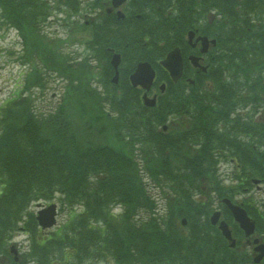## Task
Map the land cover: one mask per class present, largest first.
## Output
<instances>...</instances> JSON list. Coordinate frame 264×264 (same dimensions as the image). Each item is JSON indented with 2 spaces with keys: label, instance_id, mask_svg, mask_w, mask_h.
<instances>
[{
  "label": "trees",
  "instance_id": "trees-1",
  "mask_svg": "<svg viewBox=\"0 0 264 264\" xmlns=\"http://www.w3.org/2000/svg\"><path fill=\"white\" fill-rule=\"evenodd\" d=\"M55 1L78 9V0ZM138 1L137 7L129 4L138 19L129 16L105 28L100 21L93 23L96 48L114 47L130 66L144 59L152 63L180 43L197 17L198 27L219 39L217 72L206 83L212 87L200 97L177 90L152 109L124 80L103 90L67 86L58 107L47 114L34 113L20 95L8 101L0 112V264L107 259L117 264H215L234 259L221 236L212 235L207 221L199 224L197 215L210 210L211 197L233 187L212 170L221 156L216 148L235 161L240 181L235 186L264 178V121L253 115L245 121L228 118L229 108L264 107V0ZM164 4L171 6L168 12ZM48 7L47 0H0V21L17 29L24 47L47 66L64 69L58 41L39 32L38 20ZM212 9L211 19L207 11ZM89 70L88 62L77 65L70 78L80 81ZM170 107L177 116L164 132L161 124ZM216 117L228 120L225 130L217 128ZM141 177L162 191L161 213L154 210ZM54 195L67 207L68 217L55 229L43 230L28 207ZM113 206L121 209L115 212ZM180 217L187 219L185 230ZM22 231L28 243L14 259L11 240Z\"/></svg>",
  "mask_w": 264,
  "mask_h": 264
},
{
  "label": "rangeland",
  "instance_id": "rangeland-1",
  "mask_svg": "<svg viewBox=\"0 0 264 264\" xmlns=\"http://www.w3.org/2000/svg\"><path fill=\"white\" fill-rule=\"evenodd\" d=\"M60 17L62 16H55L54 20L52 18L51 23H48V28H45V30L47 32L52 33L51 35H48V37H60V35L63 33V27L60 23ZM84 39H86V37H83ZM19 36L16 32V30L12 29V28H7L6 25L4 24H0V104L2 102V100H4L6 97L10 96L12 93V89L17 88V86H15L16 83L22 81L25 79L26 75H23V73L20 71L21 69L24 70L31 68V64H27L25 67L26 68H21L20 64H18L17 62H15L16 57H19L20 55L23 58V51H22V45L19 42ZM64 44V43H63ZM66 52H70L71 54L81 51V48H78L76 46H67L65 47ZM33 59L35 60V62H37L36 57L34 56V54H32ZM19 62H21L20 58H19ZM97 66H101V63H97ZM97 70L95 69V76L94 79L99 78V84L100 86H104V83L106 82V79L104 77V75L102 74V72L98 75L97 74ZM87 86H91L93 87V89H95L94 86H97L94 83H87ZM57 90L53 91V92H48V94L45 96L44 100L39 103V106L42 108H46L49 107L50 105L54 104L56 102L57 98H53L51 99L52 95H56ZM53 93V94H52ZM47 105V106H45ZM96 120L98 121V118H96ZM95 120V121H96ZM94 121V122H95ZM75 123L76 124H80V121L76 118L75 119ZM91 127V126H89ZM88 129V128H87ZM90 129V128H89ZM136 147V146H135ZM134 147V148H135ZM148 190L150 193H153V189L150 190V188L148 187ZM156 195V194H155ZM159 204L162 205V202L159 201ZM31 209L36 210L37 207L32 206ZM118 211V210H116ZM66 216L65 213H63V211H60V209H58L57 212V223L61 224L64 220H66ZM55 227V226H54ZM54 227L50 228V230H52ZM24 235H18L15 237V241H21L22 239H24ZM27 240L25 238V241L21 242L20 247H26L27 246ZM18 244H20V242H18ZM98 264H113L111 260H108L106 262H101Z\"/></svg>",
  "mask_w": 264,
  "mask_h": 264
},
{
  "label": "flooded vegetation",
  "instance_id": "flooded-vegetation-1",
  "mask_svg": "<svg viewBox=\"0 0 264 264\" xmlns=\"http://www.w3.org/2000/svg\"><path fill=\"white\" fill-rule=\"evenodd\" d=\"M110 16H112L111 11H110ZM194 29L196 30V32H195L194 37L191 40L193 43L196 40L195 39L196 35L199 34L197 29L196 28H194ZM185 41H186V43L182 44V50H181L182 62H183V65L185 68V73H186L185 75H186V77L190 78L191 82H193V81L195 82V81L201 79L202 72L198 66H193L190 63V60H189L187 55L191 53V54H195V55L199 56L200 58H199L198 62L201 64H204L206 66V70L204 72L208 73L209 70H211V72H213L212 69L216 67V61H212V62L209 61V59H208L209 54L207 55V53L209 51L211 52L212 48L215 47L216 45L212 46L211 43L209 42L207 45V51L201 52L200 51L201 43L199 41H196L194 44H191L187 40H185ZM214 54H211V56H210L213 59H214ZM166 74L169 75L167 70H165V72H163V77H164L165 81H166ZM154 88H156V87L154 86ZM259 218L262 221H264V213H260ZM242 237H245V236H242ZM262 242H264V228H262L261 232L259 229L254 237H250V236L245 237L244 241H242V243H243V245H242V248H243L242 249V256H243V258H247V259L240 262V264H264V248L261 245H258L259 243H262ZM257 245H258V247H256ZM257 254H262V259L259 261H254L253 258Z\"/></svg>",
  "mask_w": 264,
  "mask_h": 264
},
{
  "label": "water",
  "instance_id": "water-1",
  "mask_svg": "<svg viewBox=\"0 0 264 264\" xmlns=\"http://www.w3.org/2000/svg\"><path fill=\"white\" fill-rule=\"evenodd\" d=\"M152 72H153V70L151 69V67L148 64L141 63L138 65V68L135 71V74L133 75V77L135 78V81L147 83L148 80L150 81L152 78V74H153ZM43 212H47L50 214V216H52L54 214V206L50 205L47 208L42 209L41 211H39V215ZM235 214H238V216L242 217V215L244 213L240 210H235ZM38 219H39L40 224L42 226H48L54 222L53 218L49 219L48 221H46V220L43 221V219L38 216ZM220 228L222 229L223 233L226 234V236H229V232L227 230L225 223L221 224Z\"/></svg>",
  "mask_w": 264,
  "mask_h": 264
},
{
  "label": "bare ground",
  "instance_id": "bare-ground-1",
  "mask_svg": "<svg viewBox=\"0 0 264 264\" xmlns=\"http://www.w3.org/2000/svg\"><path fill=\"white\" fill-rule=\"evenodd\" d=\"M130 2H132V4L134 5V6H138L139 4V1L138 0H130ZM162 10H164V11H166V12H168L169 10H170V8H171V6L169 5V4H164V5H162ZM150 198H152V196L151 195H148Z\"/></svg>",
  "mask_w": 264,
  "mask_h": 264
}]
</instances>
